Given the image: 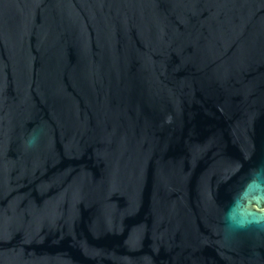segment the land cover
<instances>
[{
  "label": "water",
  "instance_id": "water-1",
  "mask_svg": "<svg viewBox=\"0 0 264 264\" xmlns=\"http://www.w3.org/2000/svg\"><path fill=\"white\" fill-rule=\"evenodd\" d=\"M0 264H264V0H0Z\"/></svg>",
  "mask_w": 264,
  "mask_h": 264
}]
</instances>
